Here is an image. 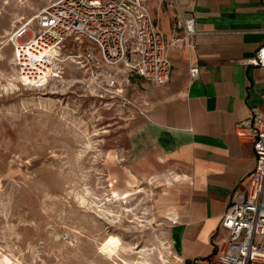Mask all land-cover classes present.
Instances as JSON below:
<instances>
[{
    "label": "rangeland",
    "instance_id": "rangeland-1",
    "mask_svg": "<svg viewBox=\"0 0 264 264\" xmlns=\"http://www.w3.org/2000/svg\"><path fill=\"white\" fill-rule=\"evenodd\" d=\"M53 2L0 0V264H178L160 190L112 151L125 113L86 97L76 65L19 74L8 37Z\"/></svg>",
    "mask_w": 264,
    "mask_h": 264
},
{
    "label": "crops",
    "instance_id": "crops-1",
    "mask_svg": "<svg viewBox=\"0 0 264 264\" xmlns=\"http://www.w3.org/2000/svg\"><path fill=\"white\" fill-rule=\"evenodd\" d=\"M180 2L194 14L191 37L169 0L150 7L165 34L171 81L157 86L116 68L123 98L106 101L125 113L112 151L132 183L160 190L162 222L178 264H211L226 236L222 217L256 165L253 146L239 140L236 127L252 107L264 111V68L250 65L264 43V0Z\"/></svg>",
    "mask_w": 264,
    "mask_h": 264
},
{
    "label": "built area",
    "instance_id": "built-area-1",
    "mask_svg": "<svg viewBox=\"0 0 264 264\" xmlns=\"http://www.w3.org/2000/svg\"><path fill=\"white\" fill-rule=\"evenodd\" d=\"M165 1L55 0L8 37L20 76L39 83L46 75L50 85L53 76L73 64L86 76L85 96L99 100L122 98L112 71L116 68L135 70L146 81L167 85L172 62L165 34L150 10L152 4ZM169 6L178 11L186 35H195L192 11L185 12L180 0H169ZM250 65L264 68V43ZM191 75L197 76L198 69ZM236 134L253 146L256 165L234 191L232 206L222 217L226 236L216 243L211 264H264V111L252 107L237 124Z\"/></svg>",
    "mask_w": 264,
    "mask_h": 264
},
{
    "label": "bare ground",
    "instance_id": "bare-ground-1",
    "mask_svg": "<svg viewBox=\"0 0 264 264\" xmlns=\"http://www.w3.org/2000/svg\"><path fill=\"white\" fill-rule=\"evenodd\" d=\"M44 76H46V75H44ZM44 76H42V77H44Z\"/></svg>",
    "mask_w": 264,
    "mask_h": 264
}]
</instances>
